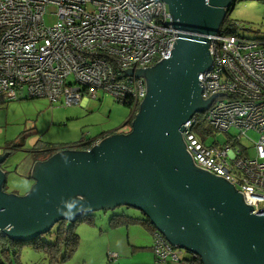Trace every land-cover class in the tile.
<instances>
[{
  "label": "water",
  "instance_id": "obj_1",
  "mask_svg": "<svg viewBox=\"0 0 264 264\" xmlns=\"http://www.w3.org/2000/svg\"><path fill=\"white\" fill-rule=\"evenodd\" d=\"M178 34L170 57L121 69L145 79V95L126 134L112 132L89 150L65 149L35 161L23 195L4 191L0 155V233L30 240L63 219L133 207L168 243L202 264H264V211L254 213L231 182L194 165L181 136L194 113L208 109L199 73L211 64L209 43L233 0H162ZM63 202H74L68 209ZM62 209L58 212L57 209Z\"/></svg>",
  "mask_w": 264,
  "mask_h": 264
},
{
  "label": "built area",
  "instance_id": "obj_2",
  "mask_svg": "<svg viewBox=\"0 0 264 264\" xmlns=\"http://www.w3.org/2000/svg\"><path fill=\"white\" fill-rule=\"evenodd\" d=\"M47 15L55 18L52 24L45 23ZM172 23L162 0H0V100L24 93L69 106L97 98L102 90L134 116L145 79L121 69L147 68L170 57L178 38ZM238 27L235 23L225 33L221 25L212 36V61L198 80L202 99L217 93L208 109L183 124L181 136L194 165L226 178L257 213L264 211V40L245 38ZM205 124L225 133L235 129V142L205 145L210 133ZM249 131L259 137L244 146L240 138ZM100 140L89 141L84 150ZM152 237V264L201 262L157 230ZM107 257L113 262L117 253Z\"/></svg>",
  "mask_w": 264,
  "mask_h": 264
},
{
  "label": "rangeland",
  "instance_id": "obj_3",
  "mask_svg": "<svg viewBox=\"0 0 264 264\" xmlns=\"http://www.w3.org/2000/svg\"><path fill=\"white\" fill-rule=\"evenodd\" d=\"M53 10V7L47 9L48 12ZM227 17L239 25L237 29L239 35L264 40V0H235ZM54 21L53 16H45L46 24H52ZM131 116L132 110L129 106L117 102L102 90H98L97 98H90L85 105L80 103L69 106L60 103L50 104L45 98L27 97L23 93L13 100H0V155L2 149H6L2 147L5 145L8 147V142H20L21 146L15 149L9 147L10 150L5 151L9 152L6 164L16 166L27 160L31 153L40 155V149L46 144L75 143L106 131H126L131 128L132 121L127 122ZM202 127H208L210 131L205 134L202 141L205 145L216 142V145L223 147L229 139L235 142L234 137L238 133L235 129L225 133L209 127L208 124ZM247 136H241L240 144L252 146L259 137L255 131L247 132ZM9 174L12 178L5 188L6 192L10 193L11 189H16L22 194L24 191L22 179L12 173ZM91 213L94 215L95 224L77 225L79 242L76 250L68 259L56 264H100L101 251L107 240L108 244L111 241L115 243L116 234L122 237L125 233V227L116 229L109 227L108 221L111 216L114 214L141 216L139 210L124 205ZM44 239L52 241L53 238L45 236ZM18 253L20 264H50L45 252L36 251L30 245L22 246ZM12 264L17 263L13 261Z\"/></svg>",
  "mask_w": 264,
  "mask_h": 264
},
{
  "label": "trees",
  "instance_id": "obj_4",
  "mask_svg": "<svg viewBox=\"0 0 264 264\" xmlns=\"http://www.w3.org/2000/svg\"><path fill=\"white\" fill-rule=\"evenodd\" d=\"M231 7L228 8L226 17L222 24V31L227 33V29L235 24L234 21L228 19L227 15L230 12ZM230 30V29H229ZM203 115V114H202ZM202 115H199L201 122L203 123ZM133 119V118H132ZM88 139L81 140L75 143L68 144H46L40 149L42 161L50 157L52 154L65 150V149H75L79 146H86ZM21 146V143H15L14 141L10 142L7 150L11 147L15 149ZM11 149V150H12ZM5 191V190H4ZM94 215L92 213H82L75 218L74 221H69L63 219L53 225V227L47 232L36 236L30 240H14L4 236L0 233V264H12L13 261L19 263V250L24 245H30L36 251H43L49 258L50 264H56L63 262L68 259L73 252L76 250L79 235L76 232V227L78 224L86 223L89 225H94ZM109 227L112 229L127 227L129 225H141L148 229L152 234L156 231L155 227L150 223V221L143 216L141 213L140 217H135L127 214H114L108 221ZM53 238L52 241H47L44 237ZM197 264H202L199 262Z\"/></svg>",
  "mask_w": 264,
  "mask_h": 264
},
{
  "label": "crops",
  "instance_id": "obj_5",
  "mask_svg": "<svg viewBox=\"0 0 264 264\" xmlns=\"http://www.w3.org/2000/svg\"><path fill=\"white\" fill-rule=\"evenodd\" d=\"M89 99L84 98L81 102L82 105H85L88 102ZM68 115V114H67ZM112 132L115 131H106L99 133L94 136H90L86 142L89 141V139L97 138V137H104ZM10 143V142H8ZM2 148H7L5 145ZM250 154L253 155V150L250 149ZM6 151V149H2V154ZM1 154V153H0ZM29 157L25 161H21L16 166L14 165H8L6 162L2 163L1 168L4 170L6 179L3 184V189L8 186V181L12 177H9V173H12V175L19 177L22 179V188H24L23 193H18L16 189H11L10 193H14L17 195H23L26 192L29 191L31 185L33 184V180L31 178V172L33 165L35 161H42L41 154L40 155H32L27 156ZM23 162V163H22ZM13 176V177H14ZM6 191V190H5ZM86 224V223H85ZM121 228V227H120ZM117 241L113 243L112 241L108 244V240L103 247L101 251V263L100 264H152L155 260V256L153 254L152 250V243H153V237L152 233L148 231L147 228L141 226V225H129L125 227V233L121 237L118 234H116ZM113 243V244H112ZM109 252L117 253V257L114 259L113 262H110L107 254Z\"/></svg>",
  "mask_w": 264,
  "mask_h": 264
},
{
  "label": "flooded vegetation",
  "instance_id": "obj_6",
  "mask_svg": "<svg viewBox=\"0 0 264 264\" xmlns=\"http://www.w3.org/2000/svg\"><path fill=\"white\" fill-rule=\"evenodd\" d=\"M132 118H134V116H132L127 122L132 121V120H133ZM130 129H131V128L126 129V131H122V132L117 131V133H120V134H121V133H122V134H126V133H128V132L130 131ZM115 132H116V131H115ZM97 138H102V137H97ZM97 138H93V139H97ZM93 139H89V141H91V140H93ZM89 141L87 142V144H90V143H91V142H89ZM87 144H86V145H87ZM84 146H85V145H84ZM84 146L81 145V146H79V147H77V148H75V149H80V150H81V149H83Z\"/></svg>",
  "mask_w": 264,
  "mask_h": 264
},
{
  "label": "clouds",
  "instance_id": "obj_7",
  "mask_svg": "<svg viewBox=\"0 0 264 264\" xmlns=\"http://www.w3.org/2000/svg\"><path fill=\"white\" fill-rule=\"evenodd\" d=\"M233 3H234V1L232 2V4H233ZM232 4H231V6H232ZM222 24H223V23H222ZM84 147H85V146H84ZM84 147H83V149H84ZM63 203L65 204V206H66L68 209H71L72 206H73V203H74V202H63ZM57 211H58V212H61L62 209L58 208Z\"/></svg>",
  "mask_w": 264,
  "mask_h": 264
}]
</instances>
